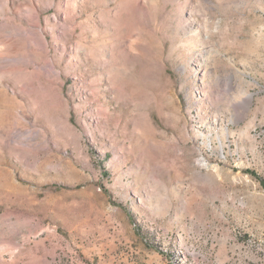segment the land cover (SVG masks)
<instances>
[{"label":"rangeland","instance_id":"rangeland-1","mask_svg":"<svg viewBox=\"0 0 264 264\" xmlns=\"http://www.w3.org/2000/svg\"><path fill=\"white\" fill-rule=\"evenodd\" d=\"M264 0H0V264H264Z\"/></svg>","mask_w":264,"mask_h":264},{"label":"trees","instance_id":"trees-1","mask_svg":"<svg viewBox=\"0 0 264 264\" xmlns=\"http://www.w3.org/2000/svg\"><path fill=\"white\" fill-rule=\"evenodd\" d=\"M260 182H261V185L264 187V183L262 181H260Z\"/></svg>","mask_w":264,"mask_h":264}]
</instances>
